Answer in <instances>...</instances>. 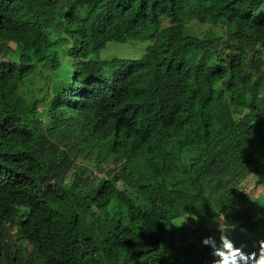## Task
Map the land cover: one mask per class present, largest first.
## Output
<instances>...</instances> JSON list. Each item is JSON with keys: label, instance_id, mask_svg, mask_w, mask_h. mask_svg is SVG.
Listing matches in <instances>:
<instances>
[{"label": "trees", "instance_id": "16d2710c", "mask_svg": "<svg viewBox=\"0 0 264 264\" xmlns=\"http://www.w3.org/2000/svg\"><path fill=\"white\" fill-rule=\"evenodd\" d=\"M257 212L264 0H0V264H226Z\"/></svg>", "mask_w": 264, "mask_h": 264}, {"label": "rangeland", "instance_id": "374dc122", "mask_svg": "<svg viewBox=\"0 0 264 264\" xmlns=\"http://www.w3.org/2000/svg\"><path fill=\"white\" fill-rule=\"evenodd\" d=\"M190 30L192 34H196L198 36H207V37H213V36H219L223 33V28L221 24H217V25H213V24H200V23H192L190 25ZM134 42H129V43H114L111 42L109 43L100 53L99 55V59L100 60H111L114 58H125V59H129V58H139L140 52H141V48H134L132 46H130L131 44H133ZM11 49L14 48L13 45L9 46ZM61 53V52H60ZM65 55L64 59L65 61H67L68 58V52L64 51L63 52ZM50 72L49 71H45L42 74H37L34 79L32 80L34 82V84L32 86H30L28 83H26V86L24 87L25 90L27 89H34L35 87L37 88L39 85L43 84L46 82L45 77L47 75H49ZM73 178V174H68L66 176V181L68 182V184L71 183V180ZM252 177H250L246 183L244 184V189L246 192H250L253 191L254 186L250 183V179ZM54 187L57 186V183H53ZM258 195V190L255 191V196L257 197ZM261 238H264V235H259Z\"/></svg>", "mask_w": 264, "mask_h": 264}, {"label": "clouds", "instance_id": "9594fccd", "mask_svg": "<svg viewBox=\"0 0 264 264\" xmlns=\"http://www.w3.org/2000/svg\"><path fill=\"white\" fill-rule=\"evenodd\" d=\"M256 190H258V195L261 192L260 189H256V188H254L253 191H250L251 197H247L248 202H252L254 198H256L255 196ZM262 218H264L262 212H257L254 216V220L262 219ZM220 224H221L220 229L222 230H227L229 227L224 219H221ZM244 224H245L244 222L239 223L237 226L233 228V230H237L243 236L244 233L241 230V226ZM262 235H264V233H262ZM243 239L244 236L239 239H235V237H233L232 234L231 236H229L228 240L234 244L235 249L234 252L231 254L230 258L227 260L226 264H264V254L260 255L259 253H257V251L250 250L259 247V245L261 244V250L262 253H264V238H261L259 235H257L256 239L250 238L252 242L249 244L243 242ZM210 241H212V238L206 237L203 240V243L205 245H208L210 244L209 243ZM225 247L231 248V245L229 243H226Z\"/></svg>", "mask_w": 264, "mask_h": 264}]
</instances>
